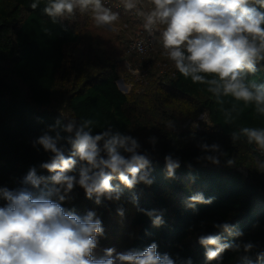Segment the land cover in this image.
<instances>
[{"label": "trees", "instance_id": "1", "mask_svg": "<svg viewBox=\"0 0 264 264\" xmlns=\"http://www.w3.org/2000/svg\"><path fill=\"white\" fill-rule=\"evenodd\" d=\"M48 3L0 0V208L8 204L6 192L27 190L60 204L66 214L94 213L103 230L95 240L106 246L115 236L121 245L113 248L125 254H142L155 244L161 261L167 257L172 264H264V148L244 132L264 131V103L226 94L216 74L199 73L204 80L194 82L176 68L152 74L155 82L138 85L141 93L131 99L117 85L119 60L127 53L123 38L91 28V5L52 17L44 11ZM254 69L241 76L253 96L264 93V59ZM81 130L93 137L108 133L97 144L98 159H108L106 140H135L136 154L148 161L141 170L145 180L128 187L114 175L110 195L89 198L79 184L81 172L91 176L99 169L75 155ZM44 136L76 161L64 173L74 178L71 190L42 167L55 156L39 142ZM169 158L178 165L172 175ZM32 170L43 177L38 186L26 181ZM197 195L210 202L194 201ZM208 236L218 244H202ZM218 248L223 250L209 260L207 253Z\"/></svg>", "mask_w": 264, "mask_h": 264}, {"label": "clouds", "instance_id": "2", "mask_svg": "<svg viewBox=\"0 0 264 264\" xmlns=\"http://www.w3.org/2000/svg\"><path fill=\"white\" fill-rule=\"evenodd\" d=\"M152 3L155 9L148 15L146 27L157 20L166 24L162 33L163 46L179 73L191 76L194 82L204 80L199 73L216 74L223 82L226 94L264 103V93L253 96L241 81L245 69L254 71V62L264 59V12L253 6L264 7V0H152ZM89 5L98 24H111L116 20V14L104 8L100 0H49L44 11L52 17L64 16L73 14L77 7L83 10ZM126 6L132 8L134 4L128 2ZM31 7L35 9L37 4L32 3ZM210 83L216 84L217 81ZM211 90L218 92L219 87ZM260 111L264 112V108ZM71 129L69 125L68 130ZM244 132L250 141L255 140L264 148V131L244 129ZM76 136L75 155L99 169L91 176L84 170L81 172L79 184L89 198L93 193L110 195L113 191L110 181L114 175L128 187H132L137 179L145 180L141 170L148 161L136 154L138 145L131 137L117 135L106 140L104 149L108 159H98L100 150L97 144L108 133L93 137L81 130ZM39 142L45 150L55 153L52 162L42 167L56 173L52 177L54 182L66 184L71 190L74 178L64 173L72 170L76 161L66 159L50 137L44 136ZM118 148L130 153V158L121 155ZM176 167L178 165L169 158V175ZM42 179L36 176L35 170L26 177L33 186H38ZM5 197L8 204L0 208V264H114L113 259L93 260L91 257L96 247L95 236L103 231L98 219L93 222L94 213L89 212L84 218L66 214L60 204L34 198L27 190L15 194L6 192ZM192 199L210 202L204 201L200 195ZM155 222L160 223L159 219ZM223 227L227 229L228 225ZM201 243L216 245L218 238H201ZM155 249L153 244L142 254L129 252L119 255L118 259L126 264H172L167 257L161 261ZM222 250L209 251L208 259L216 258ZM112 251L107 250L109 256Z\"/></svg>", "mask_w": 264, "mask_h": 264}, {"label": "built area", "instance_id": "3", "mask_svg": "<svg viewBox=\"0 0 264 264\" xmlns=\"http://www.w3.org/2000/svg\"><path fill=\"white\" fill-rule=\"evenodd\" d=\"M128 2L133 3L134 7L128 8L126 6ZM101 5L117 16L113 23L106 25L110 27L111 30H117L120 34L119 36L122 37L127 44L126 56L144 59V63L141 64V68H139L141 74L138 69L135 73H138V76L140 75L147 78L149 75L154 74L155 72H153V69L157 66L156 61L159 55L167 57L168 50L163 46V28L161 25L164 23L157 20L152 25L146 27L148 23L147 17L155 9L152 0H101ZM115 24L117 28H114ZM159 64L160 63H158V66ZM161 67L160 65L157 69V72L162 73H159L160 76L170 73L167 70H162ZM127 69L131 71L132 67L128 66ZM141 83L147 85L149 82L145 80Z\"/></svg>", "mask_w": 264, "mask_h": 264}, {"label": "rangeland", "instance_id": "4", "mask_svg": "<svg viewBox=\"0 0 264 264\" xmlns=\"http://www.w3.org/2000/svg\"><path fill=\"white\" fill-rule=\"evenodd\" d=\"M91 28L99 32L100 34L106 33L107 36H119L120 35L117 30L115 29L111 30L110 27H108L106 24H98L96 20L94 19V17H93V20H91ZM114 28H117L116 24L114 25ZM143 60L144 59L137 58V57L130 58L129 56H126L124 61L122 58L119 60L118 69L120 72V79L117 82V85L119 89L121 88L120 90L122 91V93L125 94L126 96H129L131 99H134L135 95H137L138 93H141L138 85H142L141 83L142 81L147 80L149 83L155 82L152 79L151 75H149L147 78V77L140 76V75L138 76V73H135L136 70L138 69L139 73L141 74V70L139 68H141V64L144 63ZM158 63H160L159 66L160 65L162 66L161 67L162 70H167L168 72H172L175 68V62L170 59L168 54H167V57H164L163 55L162 57H158V60L156 61L157 66H158ZM128 66L132 67L131 71L127 69ZM154 72H157V71H154ZM143 85H146V84H143ZM172 107H174V105ZM199 122L201 126L207 124V121L204 116H201L199 118ZM190 123L191 122L187 120L185 121L184 124L185 126H188ZM129 224H130L129 221H127L126 225L129 226ZM129 232H130V229L126 232L124 237H127ZM109 238L111 242H109L106 246L96 241V247L92 250V253H91L92 259L93 260L113 259L114 264H126V262H121L118 259L119 255L125 254V253H123L120 250H115L113 248L115 246L118 248V246L121 245L120 241H116L115 236L110 237L109 235ZM113 242H116V244H114ZM109 249L113 250L111 256H109L107 252V250Z\"/></svg>", "mask_w": 264, "mask_h": 264}, {"label": "water", "instance_id": "5", "mask_svg": "<svg viewBox=\"0 0 264 264\" xmlns=\"http://www.w3.org/2000/svg\"><path fill=\"white\" fill-rule=\"evenodd\" d=\"M120 89H121V88H120ZM120 89H119V90H120ZM120 91H121V90H120ZM121 92H122V91H121Z\"/></svg>", "mask_w": 264, "mask_h": 264}]
</instances>
